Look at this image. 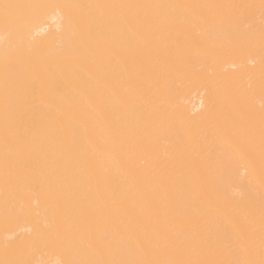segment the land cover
<instances>
[{"label":"bare ground","instance_id":"1","mask_svg":"<svg viewBox=\"0 0 264 264\" xmlns=\"http://www.w3.org/2000/svg\"><path fill=\"white\" fill-rule=\"evenodd\" d=\"M0 264H264V0H0Z\"/></svg>","mask_w":264,"mask_h":264}]
</instances>
